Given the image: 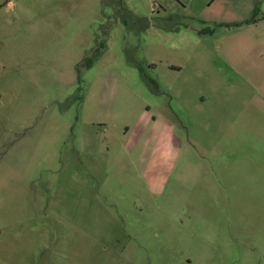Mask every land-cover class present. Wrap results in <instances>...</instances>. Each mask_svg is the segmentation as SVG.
I'll return each instance as SVG.
<instances>
[{"label": "rangeland", "instance_id": "1", "mask_svg": "<svg viewBox=\"0 0 264 264\" xmlns=\"http://www.w3.org/2000/svg\"><path fill=\"white\" fill-rule=\"evenodd\" d=\"M0 264H264V0H0Z\"/></svg>", "mask_w": 264, "mask_h": 264}, {"label": "crops", "instance_id": "2", "mask_svg": "<svg viewBox=\"0 0 264 264\" xmlns=\"http://www.w3.org/2000/svg\"><path fill=\"white\" fill-rule=\"evenodd\" d=\"M259 20V19H258ZM253 21H255V19H253ZM261 21V20H260ZM249 22H252V20H250ZM257 24V23H256Z\"/></svg>", "mask_w": 264, "mask_h": 264}]
</instances>
